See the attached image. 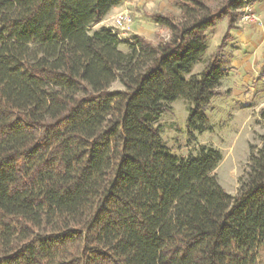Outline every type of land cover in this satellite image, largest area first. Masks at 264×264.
Instances as JSON below:
<instances>
[{"label": "trees", "instance_id": "obj_1", "mask_svg": "<svg viewBox=\"0 0 264 264\" xmlns=\"http://www.w3.org/2000/svg\"><path fill=\"white\" fill-rule=\"evenodd\" d=\"M256 1L176 0L179 18L150 16L169 39L134 36L126 53L111 28L91 32L122 0H0V264H257L264 134L232 196L219 149L178 156L159 125L183 99L190 141L212 129L223 49Z\"/></svg>", "mask_w": 264, "mask_h": 264}, {"label": "rangeland", "instance_id": "obj_2", "mask_svg": "<svg viewBox=\"0 0 264 264\" xmlns=\"http://www.w3.org/2000/svg\"><path fill=\"white\" fill-rule=\"evenodd\" d=\"M175 2L176 0H122L121 5L112 9L105 20L94 26L91 32L99 30L101 27L112 28L114 17L117 14L126 12L131 17L132 23L128 25V32L119 36L122 40L120 49L127 53L129 50L128 46L133 42L134 36H138L153 44H158L160 41L168 40L170 33L166 28L155 24L150 19V16L160 14L179 18L180 10L175 6ZM251 8L257 19L252 23H245L242 21L241 13L236 27L237 25L246 26L247 24L251 25L260 22V17L255 12L253 4ZM227 29L228 23L224 19L215 30L209 32V49L203 62L195 66L194 73H200L209 57L217 52ZM231 40L232 36L228 42ZM225 47L223 52H225ZM124 89L120 81H116L110 87L111 92H118ZM223 100L225 99L218 98L213 101L214 108L210 107L206 112L207 117L213 123L212 129L197 136L195 141H190L189 139L187 118L190 107L183 99H179L172 104L171 111L162 115L159 125L162 128L163 142L170 148L172 153L178 156L189 157L190 153L195 154L198 151L200 145H212L219 149L223 153V161L213 175L216 176L220 185L229 194L236 196L239 192L240 179L248 171L252 151H256L262 146L261 140L264 134V126L259 119H253L254 121L251 120L249 124L242 125L246 117L250 115L251 110H243L235 118H231L230 114L232 111L227 107L229 101ZM261 106L257 109L259 112L256 114L264 110V102ZM256 114L253 117L259 116ZM257 264H264V249L259 252Z\"/></svg>", "mask_w": 264, "mask_h": 264}, {"label": "crops", "instance_id": "obj_3", "mask_svg": "<svg viewBox=\"0 0 264 264\" xmlns=\"http://www.w3.org/2000/svg\"><path fill=\"white\" fill-rule=\"evenodd\" d=\"M253 7L260 22L237 25L231 33L232 40L227 43L223 52L228 74L222 81L220 94L212 100L211 108H214L215 99L224 98L223 101H229L227 107L232 111L231 118H235L243 110H251L242 125L259 119L264 126V110L256 114L264 102V78L261 77L264 70V0L256 1ZM255 114L259 116L253 117ZM210 123L213 125L211 121Z\"/></svg>", "mask_w": 264, "mask_h": 264}, {"label": "built area", "instance_id": "obj_4", "mask_svg": "<svg viewBox=\"0 0 264 264\" xmlns=\"http://www.w3.org/2000/svg\"><path fill=\"white\" fill-rule=\"evenodd\" d=\"M254 3H248L243 9H242V21L245 23H252L254 20H256V14L253 12L251 6ZM132 23V19L129 16L128 13L122 12L120 14H117L114 17L113 20V26L112 31L117 33L118 36L125 35L128 32V25ZM261 77L264 78V70L261 74Z\"/></svg>", "mask_w": 264, "mask_h": 264}]
</instances>
